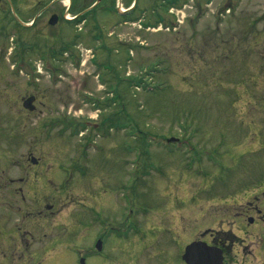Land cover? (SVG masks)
<instances>
[{
  "label": "rangeland",
  "instance_id": "1",
  "mask_svg": "<svg viewBox=\"0 0 264 264\" xmlns=\"http://www.w3.org/2000/svg\"><path fill=\"white\" fill-rule=\"evenodd\" d=\"M94 1L0 0V224H58L45 227L50 239L72 224L66 200L129 209L133 197L142 231L170 216L189 239L212 223L198 210L254 203L264 190V0H134L127 15L130 0ZM56 9L64 21L51 26ZM27 95L34 111L22 107ZM236 225L249 231L244 244L264 236L245 218ZM80 231L71 238L91 243Z\"/></svg>",
  "mask_w": 264,
  "mask_h": 264
},
{
  "label": "flooded vegetation",
  "instance_id": "2",
  "mask_svg": "<svg viewBox=\"0 0 264 264\" xmlns=\"http://www.w3.org/2000/svg\"><path fill=\"white\" fill-rule=\"evenodd\" d=\"M53 14L58 16L56 22L59 19L64 21L63 12L56 9ZM33 18L35 20L36 16ZM21 181L22 179L19 180ZM4 186V182L0 181V191L3 193L5 192ZM18 190L21 192L20 188ZM255 191L252 193L254 203L249 201L246 207L240 206L238 210L233 207H223L218 209V212L214 209L198 210L197 213L211 214L212 223L196 229L194 237L189 239L187 236L183 239L185 234L182 232L180 233L183 236L174 232L170 216L161 218V222L167 224L166 227H158L161 224H154V220L147 219V228L142 231L135 218L136 215H133L134 209L137 208H134L132 204L133 197L125 200L129 209L126 208V203L124 207L121 205V200L114 202L110 199V202H105L101 199L102 202L89 203L91 198L88 200L83 195H81L82 199L66 200L74 210L71 217V229L65 227L67 231L69 230L68 232L52 234L50 239H46L48 232L45 227L59 230L60 226L58 224L54 228L53 225L43 226L38 220L41 218V211L34 214L38 221L31 226L7 227L4 216L5 223L1 221L3 225L0 224V264H186L182 258L185 247L191 242L199 241L206 245L204 247L209 250L208 252L220 257V264H264V236L256 237L258 241L251 240L248 242L249 245L244 244L243 241H246V238L241 237L240 234L249 231L236 225L237 220L245 218L247 226H264V190L258 188ZM50 207L51 205H46V209L50 210ZM148 208L153 210L150 204ZM232 208L234 212H231ZM178 213L180 215L177 227L182 228L185 224L183 220L187 218L186 212L179 211ZM249 219H251L250 222ZM223 223L228 224L230 228L235 227L237 232L223 228ZM95 225L97 230L93 234L91 230ZM76 229L81 230L80 239L81 237L93 238L91 243L83 245L76 241L77 238L73 240L71 236ZM138 233H141L140 237L133 241L132 239ZM113 238L116 241L120 240L119 249L108 247V242ZM174 238L177 239L176 244L179 241L182 243L178 246L181 249L177 257L169 250ZM97 240L101 241L100 250L94 248Z\"/></svg>",
  "mask_w": 264,
  "mask_h": 264
},
{
  "label": "water",
  "instance_id": "3",
  "mask_svg": "<svg viewBox=\"0 0 264 264\" xmlns=\"http://www.w3.org/2000/svg\"><path fill=\"white\" fill-rule=\"evenodd\" d=\"M57 19V14L51 15L47 23H49L51 26H54V24H56ZM34 101L35 96L29 95L22 101V107H24V109L26 110L34 111ZM174 140H176V138L173 137L169 138L167 141L174 142ZM30 158L32 163L37 162L35 158ZM250 221L251 219H249V222ZM199 242H191L188 246L185 247L182 258L186 262V264H220V257L218 255L216 256L212 254L211 252H208L209 250L204 247L206 245L203 242ZM100 244L101 241L97 240L95 244L96 250L101 249ZM212 256H214V258H212Z\"/></svg>",
  "mask_w": 264,
  "mask_h": 264
},
{
  "label": "trees",
  "instance_id": "4",
  "mask_svg": "<svg viewBox=\"0 0 264 264\" xmlns=\"http://www.w3.org/2000/svg\"><path fill=\"white\" fill-rule=\"evenodd\" d=\"M115 1V0H114ZM172 1L173 0H167V1H165V3L167 2V3H169V2H171L172 3ZM131 0L128 2V4L126 5V6H129L131 3ZM93 4V3H92ZM101 3H98L97 5H96V7H98L99 5H100ZM91 5V4H90ZM84 6H87V5H84ZM106 7H103V10H107V9H105ZM92 13V11H88V12H85V14H82V15H78V13L76 14L75 13V15H78L75 19H76V21L77 22H80L81 20H83L88 14H91ZM127 14V13H126ZM2 32H4L5 33V30H3ZM68 44H64V46H67ZM30 47V49H32V50H34L33 48H35V45L33 46V44L31 45V46H29ZM63 50V49H62ZM125 81H127V82H134V83H140V82H142L141 80H138V79H133V77H129V78H126L125 79ZM146 84V83H145ZM147 86V84L146 85H144L143 87H146ZM117 96V95H116ZM116 97H114V98H112V99H115ZM82 129H83V126H82ZM130 130H131V132H136V133H138L139 135H142V137L141 138H145V133H142V132H139L140 130L138 129V127H137V124L136 125H132L130 128H129ZM137 129V130H136ZM143 139H142V142H143V144L145 143L144 141H143ZM145 140V139H144ZM142 144V145H143ZM214 155H210L209 156V158L210 159H212V157H213ZM146 165H151V164H146ZM146 168V167H145ZM143 169H144V166H143ZM146 171V170H145ZM144 171V172H145ZM143 172V173H144ZM122 188H126V186H123ZM134 188V186H132V189Z\"/></svg>",
  "mask_w": 264,
  "mask_h": 264
}]
</instances>
